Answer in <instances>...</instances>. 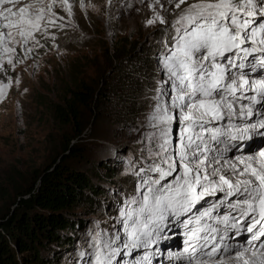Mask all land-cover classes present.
I'll return each mask as SVG.
<instances>
[{
    "label": "rangeland",
    "instance_id": "1",
    "mask_svg": "<svg viewBox=\"0 0 264 264\" xmlns=\"http://www.w3.org/2000/svg\"><path fill=\"white\" fill-rule=\"evenodd\" d=\"M160 3L164 9L171 7L167 0H160ZM154 11H161L154 0H67V7L63 0H54L55 24L47 28L46 34H41L45 32L43 27L34 34L38 43L30 40L23 51L19 44H14L16 50L7 55L0 48V89L4 93L0 98L1 211L13 212L19 198L18 188L30 187L34 178L61 155L63 128L55 121L53 109L68 96L69 89L84 83L95 89L101 87L108 93V99L102 102L99 113L92 118L88 132L82 140L74 141L83 157L70 159L66 164L76 171H87L90 176L88 169L96 171L106 163L116 175L111 182H103L102 189L107 193L91 212L80 209L74 212L72 220L78 225L70 232L72 243L46 253L49 261L52 260L50 264H90L93 237L104 233L119 235L114 246L120 252L114 264H135L137 260L143 264L145 252L152 264H189V260L192 264H218L221 259L225 264L226 260L234 262L237 252L245 253V248H249L251 257L264 255V247H261L264 236L252 240V234L247 231L251 214L242 216L246 206L238 203L244 195L225 198L221 192L206 196L186 215L166 219L159 238L153 237L155 244L147 248L123 247L126 237L120 209L126 200L136 195L134 186L138 178L135 173L152 162L148 157L156 144L148 138L154 131L149 127L148 117L155 105V89L161 86L162 80H168L160 58L166 51L165 41L170 40L168 25L173 14L172 11L162 12L168 25H147L146 21L152 18ZM141 54L147 56L145 63L137 62ZM9 58L13 65L7 63ZM245 72L250 82L264 79V69L258 68L253 73L246 68ZM129 85L136 87L128 90L125 86ZM121 87L131 95L129 105L117 101L116 89ZM163 87L170 90L167 83ZM253 94L251 91L245 93L247 96ZM164 99L170 102L169 97ZM249 103L247 99L239 101L236 110ZM262 103L253 105L254 113L259 114L254 119L246 117L249 122L264 119ZM233 123L239 124V117ZM217 126L227 127V121ZM179 135L178 125L173 124L170 139L175 141ZM262 142L259 136H253L252 141L241 142L240 149L233 147L236 141L214 143L211 146L220 149V155L228 159L227 165L222 159L223 166L214 167H221L223 174L233 178L230 166L235 158L247 155V147ZM206 209L208 214L201 218L199 225L202 228L198 234L200 238L192 241L197 250L192 253L189 249L186 253L185 241L190 239L187 232L197 226L195 217ZM185 220L193 223L186 226ZM213 247L216 251L209 256ZM256 262L252 260L249 264Z\"/></svg>",
    "mask_w": 264,
    "mask_h": 264
},
{
    "label": "snow or ice",
    "instance_id": "2",
    "mask_svg": "<svg viewBox=\"0 0 264 264\" xmlns=\"http://www.w3.org/2000/svg\"><path fill=\"white\" fill-rule=\"evenodd\" d=\"M154 2L160 5L161 11H154L147 25H168L162 12L172 11L173 14L168 25L170 40L165 41L166 51L160 58L168 80H162L161 86L155 89V105L148 117L149 127L154 130L148 138L156 144L148 157L152 162L135 173L136 195L126 200L120 209L126 237L123 247L147 248L155 244L166 219L186 215L206 196L217 192L224 193L225 198L244 195L238 203L246 206L242 216L251 214L247 231L252 234V240H257L264 236V142L247 147V155L235 158L230 166L233 178L221 172V160L227 165L228 159L211 145L236 141L233 147L240 149L241 142L252 141L253 136L264 141V119L255 122L246 119L253 116L254 104L264 102V79L250 82L245 72L246 68L253 73L258 68L264 69V0H167L170 9H164L160 0ZM63 3L67 7V0ZM53 7L54 0L47 3L45 0L27 3L0 0L3 53L14 52V44H19L23 51L30 40L38 43L34 34L42 27L45 32L41 34H46L47 28L55 24ZM7 63L14 64L10 58ZM165 83L170 85V90H165ZM249 91L254 94L245 95ZM3 95L0 89V98ZM164 97H169L170 102ZM244 99L250 103L240 105L237 111V103ZM237 117L239 124L233 123ZM225 120L227 127L217 126ZM173 124L180 129L175 141L170 139ZM212 152L217 155L211 156ZM208 211L196 216L197 226L187 232L190 239L185 241L186 253L189 249L196 252L197 245L192 241L199 240L201 218ZM183 223L187 226L193 221ZM118 240V234L94 236L90 264H114L120 252L114 246ZM215 251L213 247L208 255ZM236 255L241 257L239 252ZM143 264H152L147 252ZM218 264H223V259ZM244 264L249 261L244 260ZM260 264H264V258Z\"/></svg>",
    "mask_w": 264,
    "mask_h": 264
},
{
    "label": "trees",
    "instance_id": "3",
    "mask_svg": "<svg viewBox=\"0 0 264 264\" xmlns=\"http://www.w3.org/2000/svg\"><path fill=\"white\" fill-rule=\"evenodd\" d=\"M146 58L141 54L137 62L145 63ZM125 87L129 90L136 85ZM127 93L117 88V101L129 105L132 99ZM107 96L101 87L81 83L69 89L68 96L54 106V119L63 128L61 155L34 178L30 187L18 188L13 212L0 209V264H50L52 260L46 253L72 243L70 232L78 225L72 220L74 212H91L104 199L107 191L102 184L111 182L116 175L112 167L103 163L96 171L88 169L92 174L89 176L87 171H76L66 163L83 157L74 141L82 140L88 132Z\"/></svg>",
    "mask_w": 264,
    "mask_h": 264
},
{
    "label": "bare ground",
    "instance_id": "4",
    "mask_svg": "<svg viewBox=\"0 0 264 264\" xmlns=\"http://www.w3.org/2000/svg\"><path fill=\"white\" fill-rule=\"evenodd\" d=\"M257 114H259V113H254V114H253V116H252L253 119L255 118V116H256ZM245 249H246L245 253H242L240 258H236V260H235L234 262H232V261H230V260H226V262H224V263H225V264H244L243 259H244V257H245V258H246L245 260H248L249 263H251L252 260H254V261L257 260V262L260 264V260H261L262 258H264V255H263V256H260V257H257V254H255L253 257H251V255H250L251 252H248V251H249V248H245ZM242 255H243V256H242ZM252 255H253V254H252ZM248 257H250L252 260L249 259ZM257 262H256V264H258Z\"/></svg>",
    "mask_w": 264,
    "mask_h": 264
}]
</instances>
